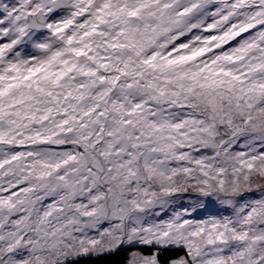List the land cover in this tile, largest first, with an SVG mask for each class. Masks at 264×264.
<instances>
[{
    "label": "snow or ice",
    "instance_id": "obj_1",
    "mask_svg": "<svg viewBox=\"0 0 264 264\" xmlns=\"http://www.w3.org/2000/svg\"><path fill=\"white\" fill-rule=\"evenodd\" d=\"M0 264H264V0H0Z\"/></svg>",
    "mask_w": 264,
    "mask_h": 264
}]
</instances>
